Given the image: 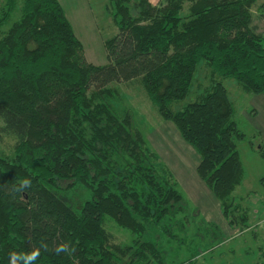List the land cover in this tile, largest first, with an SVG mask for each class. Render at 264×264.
Wrapping results in <instances>:
<instances>
[{"label": "trees", "instance_id": "16d2710c", "mask_svg": "<svg viewBox=\"0 0 264 264\" xmlns=\"http://www.w3.org/2000/svg\"><path fill=\"white\" fill-rule=\"evenodd\" d=\"M257 1L109 0L119 32L105 41L107 62L95 64L60 0H4L0 135L16 143L14 157L0 156V264L41 241L74 251L41 248L35 264H165L158 242L145 236L162 219L173 220L184 197L133 115L111 103L117 85L134 80L198 152L197 173L229 226L253 227L249 208L234 194L244 178L237 144L246 135L218 80L264 93V31L255 16L264 22V1L255 9ZM201 60L210 85L174 110L191 92ZM258 149L264 156V144ZM25 178L32 186L16 191ZM108 223L131 239L118 242ZM251 264H264V251Z\"/></svg>", "mask_w": 264, "mask_h": 264}, {"label": "rangeland", "instance_id": "374dc122", "mask_svg": "<svg viewBox=\"0 0 264 264\" xmlns=\"http://www.w3.org/2000/svg\"><path fill=\"white\" fill-rule=\"evenodd\" d=\"M154 3L159 0H152ZM264 0L256 2L258 4ZM72 22L77 36L84 45L88 61L105 64V41L115 36L116 26L109 0H60ZM4 0H0V8ZM21 2L14 13L17 18ZM254 9V8H253ZM256 16V23L264 31V22ZM210 69L201 60L189 95L172 104L174 110L183 108L211 83ZM235 106L238 127L246 137L238 141V151L244 167V178L234 194L249 208L253 227L241 232L229 226L221 212L220 201L197 173L198 152L182 137L176 125L161 117L139 80L122 82L111 103L122 114L133 115L134 127L145 134L161 160L172 170L184 197V208L170 220L149 227L147 239L158 242L165 264L196 259L198 264H251L264 251V156L259 151L264 144V93L248 94L235 79H222ZM255 113H253L254 111ZM16 138L0 135V156L15 155ZM85 197H90L86 193ZM175 218V219H174ZM176 222V225H175ZM118 242H128L130 232L108 223Z\"/></svg>", "mask_w": 264, "mask_h": 264}, {"label": "clouds", "instance_id": "9594fccd", "mask_svg": "<svg viewBox=\"0 0 264 264\" xmlns=\"http://www.w3.org/2000/svg\"><path fill=\"white\" fill-rule=\"evenodd\" d=\"M32 186V181L30 179H23L20 182L19 188L15 189L16 191H23L26 188H30ZM41 248L45 251H54L56 255L61 253L71 254L74 249H71L67 243H60L59 245L55 246L54 249H50L48 244L41 241L39 247L33 248L32 251L27 253H17L11 252L9 254V264H18L19 260H24L25 264H35V261L40 257Z\"/></svg>", "mask_w": 264, "mask_h": 264}, {"label": "crops", "instance_id": "0c3cea01", "mask_svg": "<svg viewBox=\"0 0 264 264\" xmlns=\"http://www.w3.org/2000/svg\"><path fill=\"white\" fill-rule=\"evenodd\" d=\"M254 111V110H253ZM256 111V110H255ZM255 111L253 113H255Z\"/></svg>", "mask_w": 264, "mask_h": 264}]
</instances>
